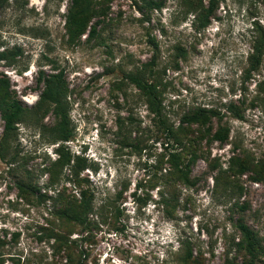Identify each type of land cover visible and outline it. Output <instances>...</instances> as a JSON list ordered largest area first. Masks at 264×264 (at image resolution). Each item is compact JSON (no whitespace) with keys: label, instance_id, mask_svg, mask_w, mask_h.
<instances>
[{"label":"rangeland","instance_id":"obj_1","mask_svg":"<svg viewBox=\"0 0 264 264\" xmlns=\"http://www.w3.org/2000/svg\"><path fill=\"white\" fill-rule=\"evenodd\" d=\"M88 1L71 35V0H0V51L10 52L0 78L31 108L42 76L61 72L73 133L64 146L87 166L75 177L54 165L50 111L16 123L0 159L2 264H182L188 250L200 264L239 263V222L264 264V47L250 69L264 0ZM130 74L157 86L159 116ZM199 109L213 111V129L221 119L226 141L207 139L206 124L179 129ZM196 145L185 185L168 152L186 162ZM21 181L34 191L19 193ZM88 197L82 223L58 215Z\"/></svg>","mask_w":264,"mask_h":264},{"label":"trees","instance_id":"obj_2","mask_svg":"<svg viewBox=\"0 0 264 264\" xmlns=\"http://www.w3.org/2000/svg\"><path fill=\"white\" fill-rule=\"evenodd\" d=\"M5 2L6 0H1ZM71 7L68 9L66 16V27L69 33L72 35L75 32H80L82 29V23L80 17L84 15L85 11L89 10L90 2L88 0H71ZM209 12L205 13L204 22L201 24L205 26L208 23ZM94 31V29H92ZM91 30V32H92ZM153 43V42H152ZM154 44V43H153ZM264 47V36H260L258 40L255 41L253 46V54L250 59V69L254 70L257 68L259 62V56L262 53ZM18 53V52H16ZM10 56L9 51H0V60L7 59ZM154 62V60H151ZM129 80L145 95L147 102L156 116L160 115L161 102L159 96L157 95V86L152 81L144 80L137 75H127ZM42 88L39 92L37 101L35 105L31 108L22 106L19 99L11 92L7 87L5 80L0 78V120L2 121V131L0 135V159L4 160L6 155V150L9 148V141L15 139L16 123L23 121L29 113H36L37 111H42V114L50 111L54 118V124L51 129L54 140L60 142L56 148L57 159L54 164L57 167L63 169L64 167H69V171L75 177L78 176L79 171L85 169L87 166L84 160L72 154L69 149L64 146V143L68 141L73 133L70 127L68 108L65 103L66 86L62 79L61 72L56 74L44 75L41 78ZM232 110V108H229ZM207 112V113H205ZM208 113L213 115V111L209 112L206 110L199 109L192 114L184 115L181 118L179 124V129H184L183 125L196 124L200 125L201 128L206 124V137L209 140L224 142L227 140L228 128L221 126L220 120H217L216 128L210 127V121ZM233 116L235 118L241 119L242 115L240 113L234 112ZM220 118V117H219ZM170 130L168 137H171L175 144L179 143L176 133ZM171 135V136H170ZM191 147V145H189ZM187 161L181 162L180 153L175 150H170L168 152V163L171 169H173L179 177L184 181L185 185L191 183L188 174L190 172V165L194 161L202 157L200 148L196 145L187 151ZM19 193L23 194V189H31L34 191L33 186L19 182L17 185ZM162 204H167V198L162 197ZM90 197L81 198L77 203L67 202L62 210L57 213L60 216L69 218L75 222L82 223V215L87 213L90 209ZM173 207V206H172ZM238 230L241 232V238L238 243H236L238 252L241 253V261L239 263L230 262L229 264H256L259 259V255L262 253V248L260 247L259 239L256 234L248 228L245 224L239 222L237 224ZM2 241L0 240V244ZM182 264H200L198 259L192 255L191 250H188L180 258ZM228 262V261H227ZM0 264H2V259L0 257Z\"/></svg>","mask_w":264,"mask_h":264}]
</instances>
